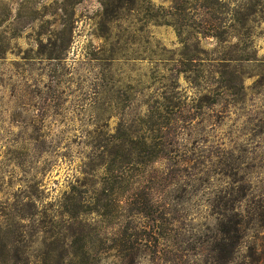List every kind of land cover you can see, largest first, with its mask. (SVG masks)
I'll use <instances>...</instances> for the list:
<instances>
[{
	"label": "rangeland",
	"instance_id": "rangeland-1",
	"mask_svg": "<svg viewBox=\"0 0 264 264\" xmlns=\"http://www.w3.org/2000/svg\"><path fill=\"white\" fill-rule=\"evenodd\" d=\"M3 228L29 264H264V0H0Z\"/></svg>",
	"mask_w": 264,
	"mask_h": 264
},
{
	"label": "trees",
	"instance_id": "trees-1",
	"mask_svg": "<svg viewBox=\"0 0 264 264\" xmlns=\"http://www.w3.org/2000/svg\"><path fill=\"white\" fill-rule=\"evenodd\" d=\"M192 60L193 59H188V61H192ZM143 143L147 144L148 139L144 138ZM103 190L106 192V190L108 189L105 187ZM104 191H102L100 194L96 193V195L92 198V202L96 205L95 211L98 212V214L100 215H103L106 213L109 215V214H113L114 212L120 213L124 205L121 202V199L119 198V196L118 198L114 197V195H116L118 191L114 194L108 193L107 195L103 194ZM71 193L72 192L67 194V196L62 200L61 207H63V209L68 208V207L75 208L78 206V203L75 202V199H77V197H75V195ZM39 204H40V200L37 199L35 196H31V195L30 197L29 196H18L15 199V201L12 203L14 208H16L17 210L23 211V214H31L32 217H35L36 212L39 210ZM121 216L123 215H118V218H121ZM9 231L10 230L3 228L1 236H0V264H29L27 259H20L17 257L16 254L15 255L13 254L16 247L13 245V241L11 240L12 238H11ZM126 234H127V231L118 232L116 234L115 240H118L119 242L124 241L126 239ZM84 255H81V257H83Z\"/></svg>",
	"mask_w": 264,
	"mask_h": 264
}]
</instances>
